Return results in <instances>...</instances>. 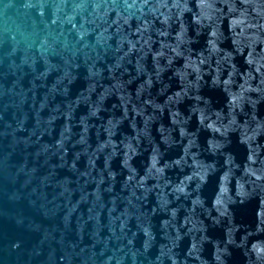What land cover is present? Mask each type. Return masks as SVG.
<instances>
[{"label": "water", "instance_id": "95a60500", "mask_svg": "<svg viewBox=\"0 0 264 264\" xmlns=\"http://www.w3.org/2000/svg\"><path fill=\"white\" fill-rule=\"evenodd\" d=\"M0 264H264V0H0Z\"/></svg>", "mask_w": 264, "mask_h": 264}]
</instances>
